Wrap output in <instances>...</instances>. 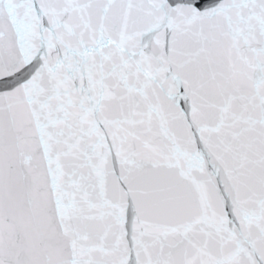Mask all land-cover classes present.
Instances as JSON below:
<instances>
[{
  "label": "water",
  "instance_id": "obj_1",
  "mask_svg": "<svg viewBox=\"0 0 264 264\" xmlns=\"http://www.w3.org/2000/svg\"><path fill=\"white\" fill-rule=\"evenodd\" d=\"M0 264H264V0H0Z\"/></svg>",
  "mask_w": 264,
  "mask_h": 264
}]
</instances>
